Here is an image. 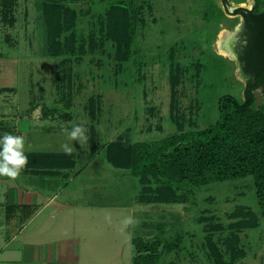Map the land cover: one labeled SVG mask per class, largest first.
Listing matches in <instances>:
<instances>
[{
    "label": "rangeland",
    "instance_id": "374dc122",
    "mask_svg": "<svg viewBox=\"0 0 264 264\" xmlns=\"http://www.w3.org/2000/svg\"><path fill=\"white\" fill-rule=\"evenodd\" d=\"M259 1L264 8V0H0L5 106L55 108L56 119L83 125L87 143L107 145L108 157L126 163L133 142L205 128L221 95L244 99L253 73L235 49L244 22L235 7L252 10ZM222 34L232 54L220 50ZM255 95L254 108L264 107V87ZM132 180L126 193L139 190ZM193 189L194 200L184 186L146 177L144 226L132 222L129 244L114 248L101 230L84 264H132L133 232L181 236L157 264H264V206L253 177ZM112 248L123 251L118 259Z\"/></svg>",
    "mask_w": 264,
    "mask_h": 264
},
{
    "label": "crops",
    "instance_id": "0c3cea01",
    "mask_svg": "<svg viewBox=\"0 0 264 264\" xmlns=\"http://www.w3.org/2000/svg\"><path fill=\"white\" fill-rule=\"evenodd\" d=\"M9 98L0 90V136H24L28 164L15 180L0 177V264H84L85 248L101 230L111 235L113 248L128 245L124 231L132 222L145 224V177L133 176L129 162L108 157L107 145L69 141L73 121L56 119L55 108L16 100L5 106ZM65 143L71 155L62 150ZM132 176L139 190L126 193ZM113 248L110 255L118 259L123 251ZM133 251L134 261V245Z\"/></svg>",
    "mask_w": 264,
    "mask_h": 264
},
{
    "label": "trees",
    "instance_id": "16d2710c",
    "mask_svg": "<svg viewBox=\"0 0 264 264\" xmlns=\"http://www.w3.org/2000/svg\"><path fill=\"white\" fill-rule=\"evenodd\" d=\"M226 1V0H225ZM236 8L250 34L244 54L253 76L244 99L231 93L218 99V117L211 125L189 129L156 140L131 145L129 165L133 176L153 177L158 183L184 186L194 200V186L252 176L264 206V107L255 109V90L264 87V8ZM170 201H176L173 198ZM181 236L146 240L133 238L132 264H157L165 252L177 249Z\"/></svg>",
    "mask_w": 264,
    "mask_h": 264
},
{
    "label": "clouds",
    "instance_id": "9594fccd",
    "mask_svg": "<svg viewBox=\"0 0 264 264\" xmlns=\"http://www.w3.org/2000/svg\"><path fill=\"white\" fill-rule=\"evenodd\" d=\"M69 141H78L82 146L87 143V129L83 125H74L70 131L66 130ZM25 137L4 133L0 136V177H8L15 180L28 164V157L25 154ZM67 155H71L73 147L68 143L61 145ZM132 219L127 218L125 223H131Z\"/></svg>",
    "mask_w": 264,
    "mask_h": 264
},
{
    "label": "flooded vegetation",
    "instance_id": "af4514ba",
    "mask_svg": "<svg viewBox=\"0 0 264 264\" xmlns=\"http://www.w3.org/2000/svg\"><path fill=\"white\" fill-rule=\"evenodd\" d=\"M244 18V17H243ZM244 22H243V28L240 32H238V36L235 37L233 39V41L235 42V49L237 51V54H238V57L242 60V63H246V60L244 58V54L247 50V47H248V43H249V33L247 31V27H246V22H245V19H243ZM239 34H245L244 36L243 35H239ZM241 63V62H240Z\"/></svg>",
    "mask_w": 264,
    "mask_h": 264
},
{
    "label": "bare ground",
    "instance_id": "6f19581e",
    "mask_svg": "<svg viewBox=\"0 0 264 264\" xmlns=\"http://www.w3.org/2000/svg\"><path fill=\"white\" fill-rule=\"evenodd\" d=\"M226 34H222L221 35V39H220V41H219V47H220V50L221 51H224V52H227V50H226V48H225V39H224V36H225Z\"/></svg>",
    "mask_w": 264,
    "mask_h": 264
},
{
    "label": "water",
    "instance_id": "95a60500",
    "mask_svg": "<svg viewBox=\"0 0 264 264\" xmlns=\"http://www.w3.org/2000/svg\"><path fill=\"white\" fill-rule=\"evenodd\" d=\"M235 8H238V7H235ZM242 18H243V16H242ZM241 26H242V23L241 24H239L237 27H236V31H238L240 28H241ZM227 50H228V52H230L231 54H232V51H230V49L227 47ZM234 55V54H233Z\"/></svg>",
    "mask_w": 264,
    "mask_h": 264
}]
</instances>
